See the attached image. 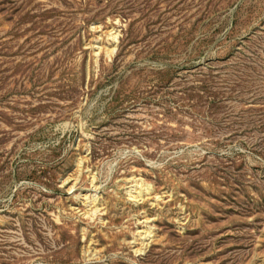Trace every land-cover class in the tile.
<instances>
[{"label":"rangeland","instance_id":"rangeland-1","mask_svg":"<svg viewBox=\"0 0 264 264\" xmlns=\"http://www.w3.org/2000/svg\"><path fill=\"white\" fill-rule=\"evenodd\" d=\"M0 264H264V0H0Z\"/></svg>","mask_w":264,"mask_h":264}]
</instances>
